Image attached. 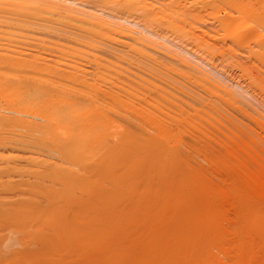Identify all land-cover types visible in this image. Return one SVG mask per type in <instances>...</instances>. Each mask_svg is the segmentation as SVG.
Listing matches in <instances>:
<instances>
[{"label": "bare ground", "instance_id": "6f19581e", "mask_svg": "<svg viewBox=\"0 0 264 264\" xmlns=\"http://www.w3.org/2000/svg\"><path fill=\"white\" fill-rule=\"evenodd\" d=\"M138 1L134 0V2H136V4ZM142 1H145V0H141L139 2L142 3ZM152 1L153 0H151V2ZM173 1H175V0H173ZM200 1H202V0H200ZM206 1L207 0H204V2H206ZM210 1L211 0H209L206 3H210ZM231 1H234V0H231ZM231 1H229V2H231ZM235 1L237 2V0H235ZM238 1L240 2V0H238ZM131 2H133V1H131ZM166 2L168 3L170 1L167 0ZM195 2H198V0ZM211 2H213V0ZM222 2L223 1L220 0V3H219L220 6H221ZM242 2H243V0H242ZM108 3H110V7H111L115 4L120 5L121 1L120 0L119 1L118 0H0V18H1L0 21L4 20V18H6L5 19L6 21H2V24L4 23L7 26L8 30L11 27L10 31L15 32L16 30L13 27V26H15V27H18V28H16V29H18V31H16V32H20L19 30L23 29L22 31L27 32V34L29 33L28 31L30 30V34H31L33 32L32 30H36V31H34V34L37 35L36 32H38V34H39L38 37L40 36V34H42V35L45 34V32H48L47 34L52 33L55 35L56 34L57 35H59V34L65 35L63 37L64 39L61 36H59V37L62 38L63 41L64 40L69 41V42H71V44H73V46H72L71 44L68 43L69 44L68 49H70V47L72 48L70 50L73 51V54H71V53L70 54H71V56L75 55V59L77 57H80V56L82 57L84 55V54H81L83 52L82 49H84V48L81 49L82 46L87 47V48L91 47L92 48V49L90 48L91 52H89L90 50H88L87 51L88 55H86V54L85 55L89 56V53L92 54V55L90 54L89 58L92 57L91 58L92 64L94 62L95 63L94 66L96 68V69L93 68V70L97 73L96 74L94 72V75H97L96 78L95 77L94 78H86L87 77L86 75H88V73H90L86 70L87 68L84 70L82 69V73H83L82 74V73L78 72L79 70H76L77 67L75 65H72V67H69L71 65L65 63L69 68H71L70 70H72V68H73V70L72 71L66 70L67 72H64L63 75L60 74V75H62V76H60L59 73H61V72L58 70L57 66L55 68L52 65L53 64V62H52V64L50 63V65H48V68L52 69V67H51V65H52L54 67L53 68L54 70L57 69L59 73L57 72V70H56V72L55 71H53V72L55 74L57 73L56 75L59 76L58 78H55L56 77L55 74H54L55 75L54 78H45L44 75H43L44 78L43 77L42 78H40V77L39 78H34V77L30 78V75L32 74V72L29 71L28 69H30V68L32 69V67H33V69L36 68V70H39V71L42 70V73L46 72V74H47L48 69H46V71H43V70H45V69H42L43 67H40V68L38 67L37 59L35 58L36 56L34 54H32V55H34L35 57L31 56L28 58L20 59L24 56V54H23L22 57H20V58L16 57V59H13L12 57H14V56H11L12 55L11 51H13V49L16 47L18 48L19 45H17L16 47L13 48V46L16 45V44H13V38L15 39V37L12 38L10 36H12V34L15 36L16 34H14V33L11 34V32H9L7 30L10 33V36L7 37L8 35L4 34V32L9 34L6 31V28L4 29V27H6V26L1 25V22H0V25H1L0 27L1 28L3 27V29L0 28V30L3 32V33L0 32V34L2 35V37L0 35V38H1L0 42L2 41V39H4L3 41L5 42V45H4L5 47H2L1 50L3 48H5V50L7 48L10 49L11 48L10 44H13L12 50L8 51V49H7L8 59L6 58V54H5L7 52L2 50L3 53L5 52L4 55L2 53V56L3 57L5 56L4 57L5 59L3 58L4 61L0 60V65H1L0 67H3V69H5V71H1V73H0V89H1L0 98H1V100H3L4 98L6 100V101H4V102H6V104L4 103L5 105L1 101L2 105L4 107L2 105L0 106V193L3 192V195L1 194V196H0V219L3 222L10 223V226L5 223L9 227L14 228L15 226L18 225L17 227H15L16 231H17V228L19 230L22 229V231L27 230L25 232L26 234L29 231H33L34 229L35 230L37 229L38 225L37 224H36L37 226L34 225L36 222L38 224H43L42 225L43 228L41 225H39V226L41 227V229H44L45 231L46 230L47 231L46 232L41 231V232H44V233H41L40 232L41 229L38 226V228L40 229V230H38V229L36 230V232H38V235H37V233L34 235L35 237L37 236L35 239L36 243L39 244L42 242L44 244H48L47 247L51 246V245L55 246L56 250H58V251L56 253V252H54L56 250H54L52 253H56V257L59 258L60 262H62V260H64L63 257L67 256V258H68V256H69V254H68L69 252L65 253L66 254L65 255L64 251L65 252H66V250L70 251V253H72V255L69 256L70 258L72 257L71 261L68 258L67 263L63 262L64 264H68V261H69V264L70 263H72V264H208L209 262L212 264V261H214V262L217 261L218 253H216V252L219 251V249H220V251H219V254H220L224 250V248L222 250V247H223L222 245H224L223 244L225 242L224 240H226V238H227L226 235L228 234V233L227 234L225 233L226 229L224 230V228H223V224L225 222L222 221L223 210H221L222 207L219 203V200L221 201L224 199V201H225V199H227V200L229 199L232 201L231 202L232 204H230V205H232V207L235 208L237 211V214H236L237 219H235V220H237V223L235 222L236 224L233 227L231 226L233 228V229L232 228L231 229H232V232L234 234V238L231 239L233 242V243L231 242V245L233 244L232 245V247H233L232 251H234L235 255L237 254V255H241L242 258L244 257L243 259L250 257V260H251V258L253 259L254 255L257 256L256 253H258V255H260V257H261V261H259L258 264H264V176L259 175L262 172L258 173L257 170H255V171L254 170L253 171L247 170V172H244V171H246V170H244L243 174L242 173L238 174L239 170H235V171H238V173L233 172V170H232V172H229L228 174H226V181L228 184L227 188L225 187V190L219 189V188H214L213 187L214 184L211 186V184H209L206 181V179H204L205 177L203 176V174H200L199 171L197 172V167L195 165L194 166L196 168L193 166H192L193 168H191V166H189L188 161H190V160L188 159V157H185L186 155L183 156L182 155L183 153L182 154L180 153V152H185V154H187L186 151L187 152L191 151V150L188 151L189 148L187 150V146H185V148H186V151H185V149L183 148L184 146L182 145V140H180V142H181L180 143L176 139L177 135L179 134L178 129H175L176 131L174 130L177 133V135H175L176 133H174V131L171 130L173 123L178 124V122H181V121H171V122H169L170 120H168V122L163 121L164 116L166 118L167 115H172V114H168V112H166L167 114L165 112H163V113H165V115L162 114L161 110H159L160 108L159 107L157 108L155 105V103L157 104L160 101L157 102L155 100L154 101L152 100L154 102L155 106L151 107V105H152L151 104L149 109H152V112L157 111L158 113H160L159 115L163 116V118L158 117L159 115L156 112L157 113L156 115H158V116H154V117H158V120H157L154 117H151V115H152V113H151L149 115V117L154 118V119H151L152 122L151 121H149V122L154 125L153 129H151L152 125H150V126L148 125V123H147L148 121L146 122V124L149 126V128L152 131L155 130L156 132H152L151 130L147 131L146 128L144 130V129H141V127H139L141 130H139V128L137 126L140 123H137L138 121L136 122V119L141 121L140 117L138 116V118H139L138 119L136 116V114L138 113V109H136V107L139 105H136V107L134 104L132 105L135 108V110L137 111V113L134 114L133 112H136V111L132 107V111L133 110L134 111L130 112V109H131L130 106L131 105H129V104H131L130 101L131 100L133 101V99H131L130 101H128V99H127V98H138V97L141 98L142 96H140V95H142V94L140 93V88L144 89L145 85H148V87L146 86L145 89H149V87H150L149 85H153L151 87H154L155 85H154L153 81H156V82L160 81V83L166 82L168 85H172V86H174L175 84L176 85L177 84L182 85L183 87L180 86V88H179L182 92V95L184 96V98L186 97V98H188V100H192V101H195V99L198 101V98H196L194 96H196L195 94L198 93L197 97H199V93L202 94V92H198L199 90L197 91L196 88H193L194 90L191 91L192 88L189 89L188 86L183 85L184 82L193 81L194 83H199L202 86H205V87L207 86V88L211 87L214 89V91H216V94L215 95L212 94V96L213 95L217 96V94H218V97H220L219 95L223 94V95L227 96V98L231 102H233V104H238L240 101H242V99H240V98H242V96H240L239 93H237L238 95H236L235 91L234 92L230 91V90H232V88H231L232 85H231V87L227 86V84L224 86L226 79H225V82H224V80H218L217 79L218 76H215V75H217L219 72H217V74H214V77H215L214 78L213 74H210L211 71H210V73H208L209 72L208 70L206 71V69H208V68H206L205 66H204V68L203 67L201 68V66H203V63H206V61L203 62V60H200V59H202V57L201 58L196 57V56H198V55H195L197 53V51H196V53H194L193 50L191 51V53L188 52L187 50L189 48H186L188 45L185 47L187 50L184 47L180 48V50H181L180 53L182 52L181 55L176 54L175 52H172V51H171L172 53L169 52V50H171L170 48H167L168 50L166 49L167 52H169V53H166V50H165V52H158L159 50L156 51V49H160L161 51H164L163 49H165L166 47L162 48L164 44L163 45L161 44L162 47L160 48L159 42H155L157 40L155 36L154 37L156 40H154L152 38H150V39H152V40H150L148 38L147 34L152 35L153 32L150 29H148L145 25L143 26L139 22H135L134 20L130 21L131 19L130 20L125 19V21H124L125 24L122 23L123 22V21L121 22L122 19L119 20V18L117 17V15H118L117 13H118V11H120L119 9L121 8L120 7L118 9L117 7H119V6L115 5V7H112L113 9L114 8L118 9V11H116L117 13L115 12L117 15L115 13H114L115 15L112 14L113 12H111V10H110V13H109V11H107L108 13H106L105 10L107 7L106 5ZM125 3L126 2H123V5ZM141 3H138V4H140V8L142 6H148L146 3L149 4L150 2L149 1L146 2L145 3L146 5H144V4L142 5ZM234 3H232L233 4L232 7L233 6L236 7ZM126 4H128V3H126ZM136 4H134V5H136ZM156 4H157V2H156ZM176 4H179V3H176ZM157 5H154V6H157ZM159 5H161V4H159ZM222 5H224V4H222ZM250 5H253V4H250ZM126 6L123 7L122 9L125 8L127 10V12H125V10H124V12L126 14L130 13L129 15H131L132 12H128L129 10H131V8L127 9ZM130 6H132V4ZM201 6H202V4H201ZM209 6H211V5H209ZM213 6H216L214 2H213ZM226 6H228V5H226ZM242 6H243V4H242ZM152 7H153V5H152ZM168 7H170V5ZM189 7H190V5H189ZM142 8H146V7H142ZM160 8H162V7H160ZM163 8H164V6H163ZM163 8L161 11H163ZM185 8H187V7H185ZM196 8H199V7H194V10ZM201 9L203 11V8H201ZM216 9L217 8H215V14H217V12L220 9H222V7L218 11H216ZM238 9H240V8L238 7ZM164 10H166V8ZM169 10H172V9H169ZM183 10L184 9H182V11ZM191 10H189L190 13H191ZM211 10L213 11L212 13H214V10L213 9H211ZM211 10L209 13H211ZM132 11L134 13V10H132ZM147 11H148V9H147ZM157 11H158V9H157ZM182 11H181V13H182ZM185 11H186V9H185ZM208 11H209V9H208ZM254 11L252 9H250V11H241L240 10L238 12L236 11L237 15H235L236 13L235 14L233 13L234 15L233 14L230 15L231 13L230 14L225 13V15H229L228 16L230 18L229 23H231V24L234 23L233 22L234 18L235 19L236 18H240V19L246 18L247 20L249 18H251V20H254V21H252L253 22L252 24L245 26L242 29V31H243V34H246V35H250L247 33H254L255 36L253 38H250V40L252 39L251 42H252V44H254V46L256 45V47L257 46L259 47V45L261 43L264 44V31H262V30H264V29H262V28H264V27H262L264 25H262V21H261L262 16L258 13V11H257V13ZM140 12L142 15L143 11L141 10ZM140 12L138 11L137 13L140 14ZM155 12H153V13H155ZM166 12H169V11H165L164 13H166ZM177 12H178V10H177ZM158 13H160V11H158ZM164 13H162L161 16L158 15L160 17V19H161V17H162V19H163V17H165V16H163V15H165ZM181 13H180V15H181ZM193 14H194V12H193ZM205 14H207V13H205ZM154 15H153V17H154ZM156 15H155V17H157V19H158V16H156ZM170 15H172V14L170 13ZM183 15H185V14H183ZM186 15H188V14H186ZM118 16H120V15H118ZM135 16H136V14H135ZM209 16L212 17V14ZM224 16H218L219 17L218 19L221 20L222 18H220V17H224ZM187 17L185 19H188ZM202 17H200V18H202ZM205 17L208 18L207 16H205ZM120 18H122V17L120 16ZM147 18H146V20H147ZM179 18H180V16H179ZM181 18H184V17H181ZM139 19H140V17H139ZM143 19H144V17H143ZM174 20H175V18H174ZM208 20H209V18H208ZM212 20L215 21V18ZM231 20H233V21L231 22ZM144 21H145V19H144ZM164 21H165V19H164ZM171 21H173V20H171ZM182 21H183V19H182ZM186 21L189 23L188 20H186ZM186 21H184V22H186ZM213 21H210V22L213 23ZM148 22H150V21H148ZM217 22H221V21L217 20ZM126 23L130 24L131 26L130 25L129 26L132 27V29L130 27H128ZM163 23H165V22H163ZM174 23H175V26L177 27V25H180L179 23H181V22L176 24L177 21L176 22L174 21ZM188 23H187V25H188ZM204 23H206V22H204ZM209 23H208V25H210ZM144 24H147V23H144ZM153 24H156V22L155 23L153 22ZM219 24L217 23V26ZM234 24H233V26L232 25L231 26L234 27V30L236 33L235 35H238V36H234L232 33V36H231V40H233L232 42L234 43V42H237L238 40H239L238 42L244 41L245 40L244 38L246 37V35L244 37L243 34H242L243 36H241L239 34L241 24L236 23L235 26H234ZM205 25H207V24H204V26ZM135 26L137 27V29L135 31H138V27H139L138 32H134L133 27L135 28ZM215 26L216 25H214V27ZM149 27H151V26H149ZM161 27L163 28V26H161ZM166 27H168V26H166ZM224 27L222 29H225ZM179 28L183 29L182 27H179ZM12 29H14V30H12ZM167 29H169V27ZM167 29L165 28V30H167ZM170 29L174 30L172 27H170ZM176 29L177 28H175V30ZM205 29H208V28L205 27ZM259 29H261L262 33L260 32ZM169 30H168V32H169ZM186 30L188 32V28ZM214 30H212V31H214ZM217 30L218 29H216L215 32H217ZM221 30H218V31H221ZM230 30H233V28L227 29L228 33L231 32ZM39 31L43 32V33H39ZM224 31H223V34H224ZM165 32H167V31H165ZM174 32H176V31H174ZM187 32H186V34H187ZM3 35H5V36H3ZM153 35H155V34H153ZM180 35H182V34H180ZM193 35H190V36H193ZM227 35L228 34H226V36ZM252 35L253 34H251V37H252ZM157 36H159V35H157ZM31 37H34V36H31ZM36 37H34V38H36ZM65 37H67V39H65ZM119 37H121V39H119ZM122 37L125 38V41H124V39H122ZM172 37H174V36H171V38L169 36L170 39H172ZM203 37L204 36H202L201 37L202 40L200 39V41L198 40V42H202L205 39V38L203 39ZM5 38H7V39L11 38L12 43L9 41L7 42V40ZM16 38L18 41L19 38L21 39V36L19 35V38H18V35H17ZM193 38H194V36H193ZM206 38H207V35H206ZM228 38H230V37H228ZM241 38H243L244 40L243 39L240 40ZM22 39H23V37H22ZM29 39H31V38H28V40ZM33 39H31V41ZM52 39H55V38H52ZM162 39H161V41H162ZM174 39L176 40V38H174ZM179 39H181V37ZM184 39H187V38L184 37ZM188 39L190 40L191 37H189ZM207 39H209V38H207ZM215 39H218V38H215ZM219 39H221V37ZM223 39H224V37H223ZM57 40H59V39L57 38ZM165 40H166V37H165ZM14 41H16V40H14ZM34 41H35V39H34ZM228 41L229 40L227 39V42ZM6 42L9 43L8 44L9 46H6V44H7ZM18 42H20V40ZM41 42H39V43H41V45H44V46L47 43L46 42L44 44L43 40ZM53 42L56 43V41H54V40H53ZM193 42H195V41H193ZM198 42H195L196 46L198 45L197 44ZM26 43H28V42H26ZM36 43L38 44V42H35V44ZM61 43H63V42L58 43V45L65 46L64 43L63 44H61ZM118 43H120V44L122 43L125 45L121 46L120 44L118 45ZM173 43H176V42L173 41ZM184 43H187V42H184ZM3 44L4 43L1 42L0 47ZM21 44L23 45L24 43H21ZM28 44H31V43H28ZM95 44H97V45H95ZM178 44L180 45V43H178ZM262 44L259 47L260 49H262V51L260 49H250L248 47L250 50L249 54H252V56H254L255 59H258L261 56V54L264 53V47H262ZM92 45H93V47H94V45L96 47L93 48ZM191 45H189V46H191ZM25 46H28V45H25ZM54 46L57 48L56 44H53V47ZM203 46H204V44H203ZM210 46H211V44H210ZM20 47L22 48V46H19V48ZM48 47H50V49L52 48L49 45V43H48ZM59 47H61V50H62V48H64V51L62 50V52L64 54H67V52L65 53V49H67V47L65 48L62 46H58V48ZM173 47L178 49V47H180V46H178V47L173 46ZM205 47H206V45H205ZM208 47H207V49H208ZM212 47H213V45H212ZM219 47H221V46H219ZM226 47H225V49H226ZM24 48H25V50L27 49L26 47H24ZM43 48L39 49V51L41 50L40 51L41 53H42ZM46 48H47V45L45 47V51L47 50ZM58 48L55 52L58 51ZM234 48H236V47L234 46ZM50 49H49V51H50ZM93 49L95 51H97V52H95V54L92 53ZM201 49H202V47H201ZM221 49H223V48H221ZM29 50H30V48H29ZM35 50L36 49H34L33 51H35ZM19 51H17V49H16L13 53L19 54ZM45 51H43L44 52L43 54H45V53L50 54L49 52H45ZM155 51L157 52L156 55H158V53H160V54L166 53V54L170 55V53H171V55H170L171 57L168 55L167 59L170 60V58H171L172 59L171 61H173V59H174V61H176V64H178L180 67H182V70H181V68L178 66L180 68V70L182 71L181 74L183 75L182 76L183 78H180V77L176 78L177 73L173 72V71L171 73H173V74L176 73V74H174L175 78L174 77L172 78V76L169 77V76H167L168 74L165 75V73L162 74L165 70L169 69V67L164 65V64H166V63H164L165 61L163 63H161L159 60H157L158 58H155L154 56H152L151 53H153V55H154ZM177 51H179V50H177ZM84 52H86V51H84ZM214 52H216V51H214ZM24 53L26 54L27 52H24ZM52 53H54V52H52ZM173 53H175V54H173ZM16 54H14V55L16 56ZM20 54L22 55L21 51H20ZM55 54H58V53H55ZM70 54H69V56H70ZM172 54L175 57H172ZM183 54H186L187 56L183 55ZM188 54H190L189 57H188ZM192 54H194L195 56ZM208 54L210 55V53H208ZM26 55L30 56L31 54L30 55L26 54ZM62 55L63 54H60L61 57L60 56H57V57L62 58ZM177 55H179V56H177ZM9 56H11V57H9ZM64 56H67V55H64ZM191 56L196 58V63L191 61V59H193V58H190ZM217 56H218V54H217ZM57 57H56V59H57ZM176 57H178V58H176ZM223 57H224V54H223ZM163 58H165V57L163 56ZM198 58L202 64L197 61ZM210 58H212V57H210ZM245 58H247V57H245ZM62 59H60V60H62ZM73 59H74V57H73ZM86 59H87V57H86ZM162 59H161V61H163ZM249 59H250V57H249ZM262 59H264V58H262ZM49 60H51V59H49ZM68 60H70V59H68ZM70 61H68V62H70ZM75 61L76 60H73V62H75ZM82 61H84V60H82ZM251 61H253V60H251ZM46 62H48V61H46ZM54 62L56 63V61H54ZM57 62H59V61L57 60ZM231 62H232V60H231ZM59 63H56V64L61 65ZM75 63L77 64L79 62H75ZM84 63H87V62L85 61ZM244 64H247V63H244ZM62 65H64V63H62ZM170 65L175 66V65H173L172 62ZM252 65H253V62H252ZM258 65H260V64L258 63ZM74 66H75V70H74ZM90 66H87V67L90 68ZM94 66H91V68ZM172 66H170V69L174 70L172 68ZM26 68H28L27 70L31 74L23 76V74H26V73H24L25 71L24 72H20V71H23V69H26ZM79 68L80 67H78V69ZM163 68L165 70H163V72L160 74V72L162 71L161 69H163ZM51 69L49 70L50 73L53 70V69L52 70ZM142 69H145V70L148 69V70H151L153 72L155 71L156 73H158V75L160 74V76L161 75H163V77L165 76V78H142V76H140V74L144 73V72H141ZM0 70H2V68H0ZM17 70H20V71H17ZM36 70H34V71H36ZM85 70L88 73L83 72ZM167 71H169V70H167ZM167 71H165V72H167ZM170 71L167 73H170ZM240 71H241V69H240ZM248 71H250V70H248ZM248 71H247V74H248ZM153 72H151V73L153 74ZM21 73H23V74H21ZM29 73H27V74H29ZM42 73L40 72L39 76ZM106 73L107 74L111 73V75H114L117 78H113L114 76H111V75L109 77H107L108 75ZM146 73L147 72L144 73L145 77H147V75H148V74L146 75ZM148 73L150 74V71ZM179 73H180V71H178V74ZM213 73H216V72L214 71ZM51 74H49V75H51ZM173 74H170V75H173ZM245 74H246V72H245ZM36 75H38V74H36ZM152 76H154V75H152ZM259 76H260V74H259ZM262 79H264V78H262ZM216 80H218L219 83H220V81H223V82L219 84L218 82H216ZM169 83H171V84H169ZM173 83H175V84H173ZM106 84H109V87L106 86ZM235 84H233V85H235ZM176 85L174 86L175 88H173L174 93H175ZM192 85H194V84H192ZM198 85L195 87L198 88L199 87ZM102 86H104V87H102ZM172 86H171L170 90H172ZM226 86L231 88V89L226 88ZM155 87H157V86H155ZM155 87L150 88L151 92H150V90L144 89L147 93L150 92L149 95L150 94L151 95L149 98H151V96H152L153 97L152 99H154L156 96H160L159 95L160 93L159 94L155 93V92H157L156 90L160 91V89H158V88L156 89ZM164 87L166 88V85L161 87V89L162 88L164 89ZM169 87L170 86H167V89ZM192 87H194V86H192ZM177 88H178V86H177ZM211 88H208V89H211ZM233 88H235V87H233ZM153 89H156L155 92L154 91L153 92L157 95H155L152 92ZM199 89H201V88H199ZM205 89L206 88H204V90ZM176 90H178V89H176ZM164 91L165 90L160 91L163 99L165 98L163 101H165V100L167 101L166 97H168V96H170L168 99L173 97V96H171V94H173V91H170L171 93L169 92L170 94H168V96H166L167 95L166 93L168 91L166 93ZM211 91L213 92V90H211ZM262 91H264V90H262ZM208 92H210V91L208 90ZM238 92H240V90ZM143 93H145V92L143 91ZM147 93H146V95L143 94L144 96H146V98H147V96H149V95H147ZM177 93H178V95H177ZM192 93L194 95H192ZM152 94H154L155 97ZM179 94H181V93L177 91L175 93L176 97L175 96L174 97L175 98H178L179 96L182 97ZM207 94H209V93H207ZM233 94L236 96H233ZM202 95H204V94H202ZM209 95L211 96V92ZM209 95H208V97H210ZM223 95H222V97H223ZM122 96H124L123 99H126L130 103L124 102L125 100L123 101L121 99ZM237 96H240V98H238V99H240V101L237 100ZM125 97H127V98H125ZM162 97L161 98L156 97V99L159 98V100H160V99H162ZM192 97H194V100L190 99ZM144 98L145 97H143V99ZM202 98L205 99L206 97L201 96V99ZM212 98H215V97H212ZM251 98H254V97L252 96ZM171 99H173V98H171ZM204 99H202V100H204ZM136 100L139 102L141 100L140 103H143V105L146 101L145 100L144 102H142L143 101L142 99H140V100L135 99V101ZM149 100H151V99H149ZM174 100H178V99H174ZM213 100L214 99H212V101H210V100L208 101V102H210V104L208 102H207L208 104L206 102L205 103L203 102V103H204V105H208V107H211L210 106L211 102L214 106H218L219 104L221 105L222 103H224L223 98L221 100L222 103L219 102L220 100L216 101L217 103H219L218 105L215 102V100L214 101ZM248 100H249V98H248ZM121 101H123L122 105L124 104L125 107L127 106V103H128L129 106H127V107L129 108V113L130 114L133 113V114H131L132 116L135 115L136 118H135L134 123L132 122L133 119L131 117H129V118L132 119L130 121V123L131 122H132V124L136 123V127H137L136 129L129 126L130 124H127V125L124 124V121L127 119V116L129 115V113L127 111L128 108H126L127 110L126 109L125 110L128 113V115H126V111H124L123 107L120 104ZM197 101H195V102L197 103ZM168 102L173 103L172 101L171 102L168 101ZM168 102H166V104H168ZM183 102L184 101H182V103ZM213 102H215L216 105ZM132 103H135V102L133 101ZM199 103H201V102L198 101V103H197L198 105L203 104V103H201V104H199ZM242 103H243L242 106L239 104L238 105H232V106H238L240 109L239 111H241L243 114H247L250 117L253 116V114L250 113V111H248L244 108V106H243L244 102L243 101H242ZM116 104L118 105L119 108H116L117 107ZM136 104H138V103H136ZM159 104L161 106V103H159ZM159 104H158V106H159ZM147 105H149V104L145 103L146 107H147ZM198 105H197V107H198ZM120 106L122 107V109L120 108ZM173 106H172L173 110H175L174 108H176V110H178L176 107V106H178V103L176 106L175 105H173ZM139 107H141V105ZM182 107H180V108L183 109L184 111H186L185 108H182ZM112 108H115L114 109L115 112L118 111V109H119V111H121V110L124 111L126 116H123L124 114H121L124 112H116V113H120L118 115H122V118L124 119L126 117V119L122 120L121 118L120 119L118 118L119 119L118 120L117 116L116 117L114 116V118H115L114 119L112 116V113L114 112V110ZM154 108H156L155 111H153ZM186 108H188V107H186ZM217 108H219V107H217ZM217 108L212 107V109H214L215 112H216ZM23 109H25V111L29 110L30 113L29 112H26L24 114H23V112L20 113L21 110H23ZM139 109H140V111H142V109H145V108L143 107V108H139ZM163 109H166V108H163ZM167 109H169V108H167ZM19 110H20V112H19ZM214 110H213V112H214ZM226 110L228 111L227 108H226ZM140 111H139L140 115L141 114L143 115V113ZM166 111H168V110H166ZM171 111H172V109H171ZM184 111H183V114H184ZM187 111H189V110H187ZM262 111H264V110H262ZM147 112H148V114L150 113L149 111H147ZM196 112H198V110H196ZM207 112H209V110ZM172 113L174 114L175 111H173ZM188 113L189 112H187V114ZM187 114H185V115H187ZM192 114H194V113H192ZM211 114H212V111H211ZM114 115H115V113H114ZM144 115H145V113H144ZM153 115H154V113H153ZM185 115H183V119L185 118L184 117ZM188 115L190 117V114H188ZM214 115H215V113H214ZM262 115H264V114H262ZM224 116H225V114L223 115V118L226 120H224V119L223 120L226 122L228 120V118H225ZM142 117H144V116H142ZM168 117L172 118L173 116H168ZM189 117L187 119H190ZM129 118L127 120H130ZM146 118H147V116H146ZM146 118H145V120H146ZM159 118H162V119L159 120ZM191 118H192V116H191ZM198 119H199V117H198ZM198 119H197V121H198ZM212 119H214V118H212ZM232 119L235 122H237V120H238V119L236 120V118L235 119L232 118ZM240 119H241V117H240ZM120 120L123 122H121ZM231 120L226 122V124L229 125V122H230V123H234V126H237V123L232 122L233 120L232 121ZM142 121H143V123L145 122L144 120H142ZM188 121L184 120V123L183 122L182 123L184 125H186V123H188ZM190 121H191V119H190ZM191 122H194V121H191ZM202 122H204V120ZM127 123H129V121ZM211 123H213V122H211ZM262 123H264V122H262ZM144 124L143 125L140 124V125L144 126ZM195 124H197V123H195ZM208 124L210 125V122ZM188 125H186V126H188ZM190 125H192V124H190ZM190 125H189V127H191L190 128L191 130H193L197 133H200V129L198 131L196 126H193L194 128L197 129V131H196ZM202 125L200 124L199 125L200 127L199 126L198 127L201 128ZM228 125H225V126L229 127ZM244 125L240 124L239 126L242 128H239V127H237V128L243 129V130H241V132H242V131H244V128H243ZM247 125H248V123H247ZM133 126L135 127V125H133ZM234 126H233V128H231V131L236 133V132H238L239 129H237V128L234 129ZM206 128L207 127H205V129ZM247 128H249V127H247ZM247 128H245V130ZM205 129L202 126V130H205ZM255 130H256V128H255ZM172 131H173L174 135L176 136L175 137L176 141L172 140V139H174V137H173L174 135L171 133ZM206 131H207V129H206ZM214 132H215V130H214ZM197 133H195V134H197ZM208 133H209V131H208ZM239 133L240 132H238L236 134H238L240 136L241 133L240 134ZM253 133L255 134V132H253ZM180 134H182V133H180ZM201 134H202V131H201ZM246 135H248V134H246ZM246 135L242 136L243 139H245L244 137ZM200 136L203 137V135H200ZM204 136H206V135L204 134ZM252 136H255V135H252ZM178 137L181 138L180 135H178ZM188 137H190V136H188ZM188 137H187V139H188ZM240 137H238V138H240ZM249 137H251V135ZM203 138H206V137H203ZM259 139H261V138H259ZM188 141L189 140H187L186 142H188ZM242 141L245 142L244 140H242ZM260 141H262V140H260ZM179 143L183 147H181ZM213 143H215L214 140H213ZM204 144H206V143H204ZM240 144L242 145L244 143H240ZM186 145H188V144H186ZM194 145H195V143L193 144V146ZM239 145H237V147L235 148L236 150H232L231 153L233 151H237V150L239 151L240 149L242 150V148L244 146H242V148H241V145L240 146ZM262 145H264V144H262ZM193 146H192V148H193ZM196 146L198 149L199 146L198 145H196ZM225 146L227 147V145H225ZM262 147H264V146H262ZM206 148H208V147H206ZM198 150L196 153H198ZM202 150H204V149H202ZM254 151H253V153H254ZM260 151H261V149H260ZM210 152H209V154H210ZM262 152H264V151H262ZM190 154H191V156L193 155V153H190ZM232 154H234V153H232ZM232 154H230V156H232ZM200 155L202 156L203 154H200ZM237 155H239V154H237ZM237 155H236V157H238ZM254 155L257 156V154H254ZM258 155H259V153H258ZM260 155H261V153H260ZM208 156H210V155H208ZM261 156H264V155H261ZM195 157L197 158V156L194 155L192 159H194ZM249 157L251 160L252 154L248 155L247 159H249ZM258 157L260 158V156H258ZM221 159L223 160V158H221ZM244 159H246V158H244ZM196 160L198 161L200 159H196ZM216 160H217V158H216ZM222 160H221V162L223 163V165L227 163V161H226L227 159L224 161H222ZM228 161L230 163V160H228ZM243 163H245V160ZM197 164H198V162H197ZM200 164H203V163H200ZM204 164H206V162ZM236 164H239V162L234 160V163L232 162V165H236ZM241 164L242 163H240V165ZM251 164H252V162H251ZM240 165H239V167H240ZM245 165H246V163H245ZM228 166H231V164ZM199 167L201 169V166H199ZM206 167H208V169H211V167L209 168V166H205V169H206ZM237 167H238V165H237ZM241 167L243 168V166H241ZM224 169L226 170L225 167H224ZM262 169H264V167H262ZM211 170H213V169H211ZM216 176H217V174H216ZM209 178H211V177H209ZM220 188H223V187H220ZM7 193H11L12 195L11 194L7 195ZM25 193H27V194H25ZM4 195H7L8 197H6V196L3 197ZM23 195H27V196H23ZM224 201H223V203H224ZM225 203H226V201H225ZM222 206H225V208L227 207L225 204ZM38 219L41 220L40 221L41 223L39 222ZM225 219H227V218H225ZM1 220H0V222H1ZM32 220H35V223H33ZM30 222H32L33 224H30ZM11 224H13L15 226L13 227V226H11ZM227 224H226V226H227ZM33 225L36 227L34 228ZM232 225H233V223H232ZM19 226H20V228H19ZM44 227H46V228H44ZM226 232H227V230H226ZM34 233H32L31 237L29 236L30 239H26V240L27 241L30 240L29 242L32 243L31 239H34V238H32V237H34L33 236ZM24 235H22V237ZM25 237H26V235H25ZM35 240H33V243H35ZM229 240H230V237L228 238V242H230ZM222 241H223V243H222ZM42 243L38 247L35 244V246H36V248H38V250H39L40 246L42 247V248L40 247L41 250L43 249L44 245L42 246ZM47 247H44V248H47ZM62 248H64V249H62ZM65 248H66V250H65ZM30 250H32V249H29V251ZM19 251H21V250H19ZM29 251H27V252H29ZM33 251H35L34 248H33ZM2 252H3V250L0 253L2 254ZM9 252H11L13 254V252L15 253L16 250L13 252L12 251H9ZM40 252L41 251L39 250L38 253L40 254ZM61 252L63 254H61ZM44 253L46 254V252L42 251L40 255H42ZM214 253H216L217 256L214 255ZM8 254H6V255H8ZM31 254L32 253L30 251V255ZM39 254H38L37 258L36 257H34V258H36L38 260H39V258H41L43 256H45L44 258H46L47 254L43 255V256H40ZM58 254H61V255H58ZM24 255H25V252H24ZM30 255H28V256H30ZM36 255L37 254H34V256H36ZM230 255H232V254H230ZM49 256H47V257H49ZM52 256L54 259L55 255L53 254ZM223 256H224V254H223ZM23 257L24 256H22L21 259H23ZM214 257L216 258L215 260H214ZM230 257H232V256H230ZM29 258H31V257H29ZM34 258L32 259V261H35ZM44 258H42V259H44ZM73 258H75V259H73ZM236 258H238V257H236ZM240 258L241 257H239V259ZM26 259H28V258H26ZM219 259L220 258H218V260ZM24 260L22 262H24ZM73 260H74V262H73ZM247 260L249 261V259H247ZM47 261L51 262V260H47ZM59 261H57V262H59ZM235 261L237 262L238 260H235ZM248 261H246V262H248ZM41 262H42V260H41ZM44 262H45V260L43 261V263ZM54 262H56V261L54 260ZM236 262H235V264H236ZM240 262H241V260H240ZM28 263H30V262H28ZM249 263H252V262H249ZM31 264H34V262H32ZM52 264H54V263H52ZM55 264H57V263H55Z\"/></svg>", "mask_w": 264, "mask_h": 264}, {"label": "rangeland", "instance_id": "374dc122", "mask_svg": "<svg viewBox=\"0 0 264 264\" xmlns=\"http://www.w3.org/2000/svg\"><path fill=\"white\" fill-rule=\"evenodd\" d=\"M119 1V0H118ZM121 1V4L120 5H116L115 3V5L116 6H119V7H117L120 11H118V9H113L112 7H115V5H113V6H111L110 7V3H108L106 6V13H108L107 11H109V13H110V10H111V12H113L112 14H114L116 11H118V15H120L122 18H120V16H118L116 13V15H117V17L119 18V20H121V22L122 23H124L125 24V19H128V20H130V21H135V22H139L140 24H142L143 26L145 25L148 29H150L152 32H153V34H155V35H148L147 34V36H148V38L150 39V38H152V39H154V40H156L155 42H159V46H160V48L162 47L161 46V44L163 45V47L162 48H164V47H166L165 49H163L164 51H161L160 49H156V51H158V52H165V50L167 49V48H170L171 50H169V52H175L176 54H179V55H181V53H180V48H185L187 45V47L186 48H189L187 51L188 52H190L191 53V51L193 50V52L194 53H196V51H197V53L195 54V55H198V56H196V57H199V58H201L202 57V59H200V60H203V62H205L206 61V63H203V66H201V68L203 67L204 68V66L206 67V68H208V69H206V71L208 70L209 72L208 73H210V71H211V73L210 74H213V77H214V74H217V72H219L217 75H215V76H218L217 77V79L218 80H224V82H225V79H226V82H225V84H224V86L227 84V86H230L231 87V85H232V90H230L231 92H234L235 91V93H236V95H238L237 93H239V95L240 96H242V98H240V96H237V100H239L240 101V99H242V101L244 102V108L246 109V110H248V111H250V113H252L253 114V116H249V115H247V114H243L241 111H239L240 109H239V107L238 106H232V105H241L242 106V101H240L238 104H233V102H231L228 98H227V96H225V95H223V94H221V95H219L220 97H218V94H217V96H214L215 94H216V91H214V89L213 88H211V87H208V88H211V89H208L207 88V86L205 87V86H202L201 84H199V83H194L193 81H187V82H184L183 83V85H185V86H188V88L189 89H191V91H193L194 89L193 88H196V90L198 91V92H202V94H204V95H202V94H200L199 93V97H197V94H195L196 96H194V97H196V98H198V101H200L201 103H207L209 100L210 101H212V99H214L215 100V102L216 101H219V102H221L222 103V98H223V101H224V103H222L221 105L219 104V103H217V105L218 106H214L213 104H212V102H211V107H208V105H204V103L203 104H201V103H199V104H201V105H198L197 103H198V101L195 99V101H197V103L195 102V101H192V100H188V98H184V96L182 95V92H181V90L179 89L180 88V86L181 87H183L182 85H179V84H175V83H173V84H175L176 85V89H178V90H176L175 89V93L178 91V92H180L181 94H179V95H181L182 97H178V98H175L176 97V95H175V93H174V89L173 88H175L174 86H172V85H168L166 82H162V83H160V81H153V83H154V85L155 86H157V87H155L156 89L158 88V89H160V91H162V90H165L164 92L166 93L167 91V95L166 96H168V94H170L171 92L170 91H173V94H171V96H173V97H171V98H173V99H168L170 96H168V97H166V99H167V101L166 102H168V101H172L173 103H169L168 102V104H166V102L165 101H163L164 99H163V97H162V94H161V92L160 91H158V90H156V89H153L152 90V92L154 91L155 92V90L157 91V92H155V93H157V94H159L160 96H156V97H162V99H160L159 100V98H157L156 99V97H155V95H157V94H155L154 92V94H152V95H154V99H152L153 97L151 96V98H149L150 97V95H149V93L151 92V89L150 88H154V87H151V86H153V85H149L150 87H149V89H145L146 88V86L148 87V85H145V90H150V92L149 93H147L143 88H140V93L142 94V95H140V96H142L141 98L140 97H138V98H127V97H125V98H127L128 99V101H130L131 99H133V101L135 102V103H132L133 101L131 100L130 102H131V104H129V105H131L130 106V112H133L134 110H135V108L132 106L133 104L135 105V107H136V105H141V107H139V106H137L136 107V109H138V113H139V111H140V109L139 108H145V109H142V111H140V112H142L143 113V115L142 116H144V117H142L141 115H140V113L138 114L137 113V111L136 112H133L134 114L135 113H137L136 114V116H137V118H138V116L140 117V119H141V121L140 120H137L136 119V122L137 123H140V124H144V126H141L140 124H138V128L139 127H141V129H144L145 130V128L147 129V131H150L151 129H153V124H151L149 121H151L152 122V120L151 119H157L158 120V117H162L163 118V116H161V115H159L160 113H158L157 111V113H158V115H156L157 113L156 112H152V109H149L150 108V105H151V107H154L155 105H156V107L158 108H160L159 110H161V112H162V114H164L165 115V113L166 112H168V114H172V115H167L166 116V118H165V116H164V119H163V121H167L168 122V120H170L169 122H171V121H181V122H178V124L176 123V124H174L173 123V126L171 127V130H175V129H178V132H179V134L178 135H180V137L181 138H179L178 137V135H177V133L174 131V133H176L175 135H177V140H178V142H180V140H182V145L184 146H182L180 143V146L181 147H183L184 149H185V151H186V148H185V146H187V150H188V148H189V150L188 151H190V152H187L186 151V153L187 154H185V152H180L183 156H185V157H188V159L190 160V161H188V164H189V166H191V168H193V167H197V172L199 171V173L200 174H203V176L205 177H203L204 179H206V181L209 183V184H211V186L213 185V187L214 188H219V189H224L225 190V187L227 188V186H228V184H227V181H226V174H228L229 172H232V170H233V172H237L238 173V171H235V170H239V173L238 174H240V173H244V172H247V170H250V171H255V170H257V172L259 173H261V174H259L260 176H264V169H262V167H264V156H261V155H264V152H262V151H264V147H262V146H264V145H262V144H264V123H262V122H264V115H262V114H264V111H262V110H264V91H262V90H264V79H262V78H264V59H262V58H264V53H262L261 54V56L258 58V59H255V57L254 56H252V54H249L250 53V50H249V48L250 49H260L259 47H260V45L262 44H260L259 45V47L257 48L256 47V45L254 46V44H252V39L250 40V38H253L254 36H255V34L254 33H247V34H250V35H246V34H243V31H242V29L245 27V26H247V25H249V24H252L253 22L252 21H254V20H251V18H249L248 20L246 19V18H244V19H240V18H234V21L233 20H231V22L233 21L235 24L236 23H240L241 25H240V30H239V34L241 35V36H243L244 35V37H245V35H246V37L243 39V38H241L240 40H244V41H241V42H232L233 40H231V36H232V33H233V35L234 36H238V35H235L236 33H235V30H234V27H232L233 26V24L234 23H229V15H225V13L226 14H230V15H232L233 13L235 14V15H237V12L238 11H250V9H252L254 12H256L257 13V11H258V13L262 16V25H264V0H243V2H242V0H240V2L237 0V2L234 0V1H231V0H222L223 2L221 3V6L219 5V3H220V0H213V2L215 3V5L217 6H213V2H211L210 1V3H206V2H208L209 0H207L206 2H204V0H202V1H200V0H198V2H195V1H197V0H175V1H171V0H168V1H170V2H166L167 0H153L152 2H151V0H145L146 2H150L149 4L148 3H146L145 1H142V3L141 2H139V1H141V0H135V1H138L137 2V4H136V2H134V0H120ZM126 2V3H128V4H124L123 5V2ZM131 1H133V2H131ZM164 1V2H163ZM229 1H231V2H229ZM254 1V2H253ZM132 4V6H130L131 4ZM156 2H157V4H156ZM159 2V3H158ZM218 2V3H217ZM235 2V3H234ZM138 3H141L142 5L144 4V5H148V6H142V7H146V8H140V4H138ZM146 3V4H145ZM155 3V4H154ZM163 3V4H162ZM176 3H179V4H176ZM195 3V4H194ZM228 3V4H227ZM232 3H234L235 4V6L236 7H232ZM260 3V4H259ZM134 4H136V5H134ZM159 4H161V5H159ZM200 6H199V5ZM201 4H202V6H201ZM205 4V5H204ZM222 4H224V5H222ZM228 5V6H226V5ZM230 4V5H229ZM239 6H238V5ZM242 4H243V6H242ZM250 4H253V5H250ZM127 5V6H126ZM129 5V6H128ZM152 5H153V7H152ZM154 5H157V6H154ZM164 6V8H163V6ZM170 5V7H168ZM173 7H172V6ZM181 5V6H180ZM183 5V6H182ZM189 5H190V7H189ZM199 7V8H196L195 10H194V7ZM197 5V6H196ZM204 5V6H203ZM209 5H211V6H209ZM126 6V8L128 9H130L131 8V10H129L128 12H132L131 13V15H129L130 13H125V12H127V10L124 8V9H122L123 7H125ZM162 7L163 8V11L165 12V11H169V12H166V13H164L163 11H161L162 10V8H160V7ZM220 6V7H219ZM240 8V9H238V7ZM148 7V8H147ZM150 7V8H149ZM159 7V8H158ZM179 7V8H178ZM185 7H187L189 10H191V13H190V11L187 9V8H185ZM192 7V8H191ZM203 8V11H202V9L201 8ZM219 7V8H218ZM222 7V9H220ZM256 7V8H255ZM113 10H112V9ZM140 12L141 10L143 11V13H142V15H141V12H140V14L139 13H137L138 11L136 10V9ZM152 8V9H151ZM166 8V10H164ZM206 8V9H205ZM215 8H217L216 9V11H218L219 9V11L217 12V14H215ZM231 8V9H230ZM236 8V9H235ZM250 8V9H249ZM255 8V9H254ZM262 8V9H261ZM108 9V10H107ZM146 9V10H145ZM147 9H148V11H147ZM157 9H158V11H160V13H158V11H157ZM169 9H172V10H169ZM182 9H184L183 11H182ZM185 9H186V11H185ZM199 9V10H198ZM205 9V10H204ZM208 9H209V11H208ZM211 9H213L214 10V13H212L213 11L211 10ZM226 9V10H225ZM259 9V10H258ZM124 10H125V12H124ZM132 10H134V13L136 14V16H135V14L133 13V11ZM151 10V11H150ZM177 10H178V12H177ZM207 10V11H206ZM210 10H211V13H209L210 12ZM234 10V11H233ZM122 11V12H121ZM158 13H156V12ZM171 11V12H170ZM173 11V12H172ZM181 11H182V13H181ZM188 11V12H187ZM198 11V12H197ZM206 11V12H205ZM224 11V12H223ZM230 11V12H229ZM233 11V12H232ZM237 11V12H236ZM124 12V13H123ZM149 14H148V13ZM153 12H155V13H153ZM184 12V13H183ZM193 12H194V14H193ZM196 12V13H195ZM207 13V14H205V13ZM229 12V13H228ZM122 15H121V14ZM162 13H164L165 15H163V16H165V17H163V19H162V17H161V19H160V17L159 16H161L162 15ZM170 13L172 14V15H170ZM175 13V14H174ZM180 13H181V15H180ZM204 13V14H203ZM114 14V15H115ZM156 16H158V19H157V17H155V15ZM174 14V15H173ZM179 14V15H178ZM183 14H188V15H183ZM190 14V15H189ZM197 14V15H196ZM212 14V17L211 16H209V15H211ZM215 14V15H214ZM233 14V15H234ZM127 17H126V16ZM140 15V16H139ZM153 15H154V17H153ZM170 15V16H169ZM177 15V16H176ZM224 16V17H220V18H222L221 20L220 19H218L219 17L218 16ZM135 16V17H134ZM172 16V17H171ZM179 16H180V18H179ZM188 16V17H187ZM203 16V17H202ZM205 16H207L208 18H209V20H208V18H206ZM227 16V17H226ZM107 17V16H106ZM139 17H140V19H139ZM143 17H144V19H145V21H144V19H143ZM148 17V18H147ZM153 17V18H152ZM170 17V18H169ZM175 18V20H174V18ZM178 17V18H177ZM181 17H184V18H181ZM188 18V19H185V18ZM200 17H202V18H200ZM206 19H205V18ZM217 17V18H216ZM134 18V19H133ZM142 18V19H141ZM146 18H147V20L148 21H150V22H148L147 20H146ZM151 18V19H150ZM200 18V19H199ZM215 18V21H213L212 19H214ZM248 18V17H247ZM1 19V18H0ZM6 18H4V20H2V21H6L5 20ZM107 19V18H106ZM124 19V20H123ZM164 19H165V21H164ZM173 20V21H171V20ZM182 19H183V21H182ZM190 19V20H189ZM202 19V20H201ZM211 19V20H210ZM161 20V21H160ZM186 20H188L189 21V23L186 21ZM217 20L218 21H221V22H217ZM251 20V21H250ZM2 21H0L1 22V25H3V26H6L4 23L2 24ZM155 23L156 22V24H153V22ZM158 21V22H157ZM165 22V23H163V22ZM174 21L176 22L177 21V23L176 24H178L179 22H181V23H179L180 25H177V27L175 26V23H174ZM184 21H186L187 23H188V25H187V23L186 22H184ZM210 21H213V23H211ZM242 21V22H241ZM249 21V22H248ZM120 22V21H119ZM120 22V23H121ZM152 22V23H151ZM173 22V23H172ZM204 22H206V23H204ZM210 22V23H209ZM244 22V23H243ZM144 23H147V24H144ZM170 23V24H169ZM208 23L210 24V25H208ZM217 23L219 24L218 26H217ZM261 23V22H260ZM127 24V26L128 27H130L131 25L130 24H128V23H126ZM139 24V25H140ZM186 26H185V25ZM204 24H207V25H205L204 26ZM232 26H231V25ZM235 24H234V26H235ZM0 25V26H1ZM130 25V26H129ZM155 25V26H154ZM165 25V26H164ZM212 25V26H211ZM214 25H216L215 27H214ZM244 25V26H243ZM149 26H151V27H149ZM160 26V27H159ZM161 26H163V28L161 27ZM166 26H168L169 27V29H170V27H172L174 30H172V29H167L168 27H166ZM209 26V27H208ZM226 29H222L223 27ZM242 26V27H241ZM14 28H15V30L16 31H18V29H16V28H18V27H15V26H13ZM154 27V28H153ZM179 27H182L183 29H180ZM205 27L206 28H208V29H205ZM211 27V28H210ZM213 27V28H212ZM262 27H264V26H262ZM1 28V27H0ZM6 28V31L8 30L7 29V26L6 27H4V29ZM9 28V27H8ZM11 28V27H10ZM9 28V32H11V34L12 33H14V34H16L15 36L12 34V36H10V33L9 34H7L6 32H4V34H6V35H8L7 37H15V39L13 38V44H16L15 46H13V44H10V49H8V51H10V50H12V46H13V48L14 47H16L17 45H19V46H22V48L20 47L19 48V46H18V48L16 47V48H14L13 49V51H11L10 53L12 54H10L11 56H14V57H12L13 59H16V57H18V58H20V57H22L23 56V54H24V56L22 57V58H20V59H23V58H28V57H31V56H34L36 59H37V63H38V67L40 68V67H43L42 69H45V70H43V71H46V69H48L47 70V74H46V72H44V73H42V70L41 71H39V70H36V68L35 69H33V67H32V69L30 70V69H28V68H26V69H23V71H20V70H17V71H20V72H24V73H26V74H23V73H21V74H23V76L24 75H30L31 73H29L28 72V70L29 71H31L32 72V74L30 75V78H42L43 77V75L45 76V78H54V76L57 74H55L53 71H55L56 72V70L57 69H53L54 67L56 68V66H57V68H58V70L61 72V73H59L58 72V70H57V72L59 73V75L60 74H62L63 75V73L64 72H67L66 70H70L71 68H69V67H72V65H75L77 68H76V70H79L78 72H80V73H82V69L84 70V69H86L88 72H90V73H88L86 70L85 71H83V72H85V73H88V75H86L87 77L86 78H96L97 77V75H94V70H93V68L94 69H96L95 68V63L93 62V64H92V61H91V58H89V56H90V54L91 53H89V56H86V55H88V50H90V48H87V47H84V46H82L81 47V49L82 48H84V49H82L83 50V52L81 53V54H84L83 56L85 57H77L76 59H75V55H72L71 56V54H73V51L72 50H70V49H72L71 47H70V49H68V47H69V44H71V42H69V41H63V37L65 36V35H55V34H52V33H49V34H47L48 32H45V34H40V36L38 37V32H36L37 33V35L36 34H34V31H36V30H32L33 32L30 34V30L28 31L29 33L27 34V32H23L22 30H19L20 32H13V31H10L11 29ZM131 29H132V27H130ZM157 30H156V29ZM159 28V29H158ZM165 28L167 29V30H165ZM175 28H177L176 30H175ZM188 28V32H187V29ZM205 30H204V29ZM233 28V30H230L231 32H229L228 33V31H227V29H232ZM1 29H3V27L1 28ZM133 29H134V32H138L139 31V27H138V31H135L136 29H137V27L135 26V28L133 27ZM161 29V30H160ZM164 29V30H163ZM180 29V30H179ZM203 29V30H202ZM215 29V30H214ZM216 29H218V30H221V31H218L217 30V32H215L216 31ZM262 29H264V28H262ZM12 30H14V29H12ZM156 30V31H155ZM168 30H169V32H168ZM179 32H178V31ZM208 30V31H207ZM212 30H214V31H212ZM226 32H225V31ZM260 30V32L262 33V31H264V30H262L261 31V29H259ZM4 31V30H3ZM22 31V32H21ZM27 31V30H26ZM161 31V32H160ZM164 33H163V32ZM165 31H167V32H165ZM174 31H176V32H174ZM185 31V32H184ZM191 33H190V32ZM206 31V32H205ZM223 31H224V34H223ZM0 32L1 33H3L1 30H0ZM173 32V33H172ZM186 32H187V34H186ZM214 32V33H213ZM39 33H43V32H40L39 31ZM158 33V34H157ZM211 33V34H210ZM217 35H216V34ZM228 34L227 36H226V34ZM177 34V35H176ZM180 34H182V35H180ZM194 34V35H193ZM213 34V35H212ZM243 34V35H242ZM251 34H253L252 35V37H251ZM1 35V34H0ZM18 35V38H19V35L21 36V39L19 38L18 39V41L20 40V42H18L17 41V38H16V36ZM25 37H24V36ZM30 35V36H29ZM49 35V36H48ZM51 35V36H50ZM157 35H159V36H157ZM168 35V36H167ZM190 35H193L194 36V38H193V36H190ZM196 35V36H195ZM198 35V36H197ZM206 35H207V38H209V39H207L206 38ZM211 35V36H210ZM3 36H5V35H3ZM31 36H34V37H36V38H34V37H31ZM47 38H46V37ZM57 36V37H56ZM59 36H61L62 38H60ZM156 37V39H155V37ZM169 36H170V38H171V36H174V37H172V39H170L169 38ZM200 36V37H199ZM202 36H204L203 37V41L202 42H198V40L200 41V39L202 40ZM219 36V37H218ZM233 36V37H234ZM1 37H2V35H1ZM22 37H23V39H22ZM31 38V39H35V41H34V39L31 41V39H29L28 40V38ZM45 37V38H44ZM51 39H50V38ZM154 37V38H153ZM159 37V38H158ZM161 37V38H160ZM165 37H166V40H165ZM181 37V39H179ZM184 37L185 38H187V39H184ZM189 37H191V39L189 40L188 38ZM221 37V39H219ZM223 37H224V39H223ZM227 37V38H226ZM228 37H230V38H228ZM26 38V39H25ZM52 38H55V39H52ZM57 38L59 39V40H57ZM163 38V39H162ZM174 38H176V40L174 39ZM215 38H218V39H215ZM1 39V38H0ZM6 40H7V42L9 41V42H11L12 43V40H11V38L10 39H7V38H5ZM39 39V40H38ZM44 41L43 43L45 44L46 42V44H45V46L44 45H41V41L42 40ZM65 39H67V37H65ZM119 39H121V37H119ZM122 39H124V41H125V38L124 37H122ZM152 39H150V40H152ZM159 39V40H158ZM161 39H162V41H161ZM170 39V40H169ZM183 39V40H182ZM214 39V40H213ZM227 39L229 40L228 42H227ZM4 39H2V41L1 42H3L4 44L3 45H1V47H0V60H3V58L5 57H3L2 56V50L3 51H6L7 53H5L6 54V58L8 59V51H7V49L5 50V48H3L2 50H1V48L2 47H5L4 45H5V42L3 41ZM5 40V41H6ZM11 40V41H10ZM14 40H16V41H14ZM28 40V41H27ZM53 40L54 41H56V43L55 42H53ZM61 40V41H60ZM153 40V41H154ZM182 42H181V41ZM189 40V41H188ZM206 40V41H205ZM216 40V41H215ZM250 40V41H249ZM25 41V42H24ZM31 41V42H30ZM53 43H52V42ZM59 41V42H58ZM170 41V42H169ZM173 41L174 42H176V43H173ZM187 42V43H184V42ZM193 41H195V42H198L197 44L199 45H195L196 43L195 42H193ZM0 42V43H1ZM6 42V43H7ZM15 42V43H14ZM26 42H28V43H31V44H28V43H26ZM34 42V43H33ZM35 42H38V44L36 43L35 44ZM39 42H41V43H39ZM60 42H63L64 44H65V46H63V45H58V43H60ZM168 42V43H167ZM219 42V43H218ZM222 42V43H221ZM226 42V43H225ZM230 42V43H229ZM251 42V43H250ZM18 43V44H17ZM21 43H24L23 45L21 44ZM33 43V44H32ZM48 43H49V45L53 48H51L50 49V47H48ZM63 43H61V44H63ZM67 43V44H66ZM69 43V44H68ZM178 43H180V45L178 44ZM184 43V44H183ZM201 43V44H200ZM207 43V44H206ZM211 44V46H210V44ZM224 43V44H223ZM239 43V44H238ZM9 43H7L6 44V46H9L8 45ZM35 44V45H34ZM40 44V45H39ZM53 44H56V46H57V48H58V46H62V47H67V49H65V53L67 52V54H64L63 52H62V50L64 51V48H62V50H61V47H59L58 48V51L57 52H55L56 50H57V48L54 46L53 47ZM120 43H118V45H119ZM149 44V43H148ZM176 44V45H175ZM183 44V45H182ZM192 44V45H191ZM203 44H204V46H203ZM209 44V45H208ZM218 44V45H217ZM227 44V45H226ZM234 44V45H233ZM25 45H28V46H25ZM34 45V46H33ZM46 45H47V50L45 51V47H46ZM72 46H73V44H71ZM95 45H97V44H95ZM94 45V47H96ZM121 46H124L125 44H120ZM189 45H191V46H189ZM201 45V46H200ZM205 45H206V47H205ZM212 45H213V47H212ZM250 45V46H249ZM255 47H253V46ZM38 48H36V47ZM172 46V47H171ZM173 46H176V47H178V46H180V47H178V49L177 48H175V47H173ZM182 46V47H181ZM209 46V47H208ZM216 46V47H215ZM219 46H221V47H219ZM223 46V47H222ZM227 46V47H226ZM231 48H230V47ZM234 46L236 47V48H234ZM24 47H26L27 49L25 50V48ZM33 49H32V48ZM35 47V48H34ZM44 47V48H43ZM92 47H93V45H92ZM93 47V48H94ZM199 47V48H198ZM201 47H202V49H201ZM204 47V48H203ZM207 47H208V49H207ZM225 47H226V49H225ZM245 47V48H244ZM249 47V48H248ZM253 47V48H252ZM262 47H264V44H262ZM29 48H30V50H29ZM43 48V50H42V53L39 51V49H42ZM50 49V51H49V49ZM159 48V47H158ZM198 48V49H197ZM221 48H223V49H221ZM233 48V49H232ZM248 48V49H247ZM17 49V51H21V53H22V55L20 54V51H19V54L17 53H13L15 50ZM32 49V50H31ZM34 49H36L35 51H33ZM92 49V48H91ZM201 49V50H200ZM29 50V51H28ZM61 52H60V51ZM69 52H68V51ZM168 50V49H167ZM167 50H166V53H169V52H167ZM174 50V51H173ZM177 50H179V51H177ZM229 50V51H228ZM233 50V51H232ZM237 50V51H236ZM246 50V51H245ZM249 50V51H248ZM261 51H262V49H260ZM23 51V52H22ZM32 51V52H31ZM43 51H45V52H49L50 54H48V53H45V54H43L44 52ZM72 51V52H71ZM84 51H86V52H84ZM155 51V54L153 55V53H151L152 54V56H154L155 58H158L157 60H159L161 63H163L164 61V63H168L167 65L166 64H164L165 66H168L169 67V69H167V70H171L170 71V73H167V72H169V71H167V70H165L164 68L163 69H161L162 71L160 72V74L163 72V70H165V71H167V72H163L162 74H164L165 73V75L166 74H168L167 76H169V77H171L172 76V78L175 76L174 74H178V71H180V73L177 75L176 74V78H183L182 76V67H180L178 64H176V61H174V59H173V61H171L172 59L170 58V60H168L167 59V56L169 55V54H166V53H162V54H160V53H158V55H156V52ZM214 51H216V52H214ZM243 51V52H242ZM24 52H27L26 54H31L30 56H28V55H26ZM52 52H54V53H52ZM89 52H91V50L89 51ZM95 52H97V51H95L94 49L92 50V53H94L95 54ZM171 52V53H172ZM202 52V53H201ZM224 52V53H223ZM4 53H3V55H4ZM55 53H58V54H55ZM71 53V54H70ZM171 53H170V55H171ZM175 53H173V54H175ZM199 53V54H198ZM208 53H210V55L208 54ZM233 53V54H232ZM14 54H16V56L14 55ZM32 54H34V55H32ZM42 54V55H41ZM60 54H63L62 55V58H59V57H57V56H60ZM69 54H70V56H69ZM86 54V55H85ZM160 54V55H159ZM172 54V57H175L174 55ZM206 54V55H205ZM208 54V55H207ZM217 54H218V56H217ZM223 54H224V57H223ZM19 55V56H18ZM44 55V56H43ZM56 55V56H55ZM64 55H67V56H64ZM92 55V54H91ZM156 55V56H155ZM169 55V56H170ZM179 55H177V56H179ZM183 55H186V54H183ZM192 55H194V54H192ZM194 55V56H195ZM212 55V56H211ZM226 55V56H225ZM228 55V56H227ZM11 56H9V57H11ZM46 56V57H45ZM162 56V57H161ZM163 56L166 58H163ZM187 56V55H186ZM190 56V54H188V57ZM209 56V57H208ZM44 57V58H43ZM56 57H57V59H56ZM61 57V56H60ZM73 57H74V59H73ZM86 57H87V59H86ZM171 57V56H170ZM210 57H212V58H210ZM230 57V58H229ZM245 57H247V58H245ZM249 57H250V59H249ZM254 57V58H253ZM262 57V58H261ZM51 59V60H49V59ZM66 58V59H65ZM80 60H79V59ZM84 58V59H83ZM163 58V59H162ZM169 58V57H168ZM176 58H178V57H176ZM180 58V57H179ZM190 58H193V59H191V61H193V62H195L196 63V58H194V57H190ZM199 58H198V62H200V60H199ZM5 59V58H4ZM6 59V60H7ZM30 59V58H29ZM55 59V60H54ZM60 59H62V60H60ZM68 59H70V60H68ZM86 59V60H85ZM90 59V60H89ZM161 59L163 60V61H161ZM211 59V60H210ZM261 59V60H260ZM57 60L60 62H57ZM73 60H76L75 62H79V63H75V62H73ZM78 60V61H77ZM82 60H84V61H82ZM215 60V61H214ZM225 60V61H224ZM227 60V61H226ZM231 60H232V62H231ZM234 60V61H233ZM251 60H253V61H251ZM256 60V61H255ZM260 60V61H259ZM4 61V60H3ZM46 61H48V62H46ZM54 61H56V63H59V64H61V65H57ZM68 61H70V62H68ZM81 61V62H80ZM87 62V63H84V62ZM89 61V62H88ZM91 61V62H90ZM236 61V62H235ZM249 61V62H248ZM52 62H53V64H52ZM83 62V63H82ZM171 62L173 63V65H175V66H172V65H170L171 64ZM175 62V63H174ZM209 62V63H208ZM252 62H253V65H252ZM255 62V63H254ZM50 63L54 66H52L51 65V67H52V71H51V73L53 74H51L50 72H49V68H48V65H50ZM62 63H64V65H62ZM70 64L71 66H67L66 64ZM201 63V62H200ZM199 63V64H200ZM215 63V64H214ZM225 63V64H224ZM244 63H247V64H244ZM258 63L260 64V65H258ZM56 64V65H55ZM79 64V65H78ZM83 64V65H82ZM88 64V65H87ZM194 64V63H193ZM198 64V63H197ZM202 64V63H201ZM208 66H207V65ZM241 64V65H240ZM85 65V66H84ZM94 66V67H92L91 68V66ZM233 65V66H232ZM245 65V66H244ZM252 65V66H251ZM1 66V65H0ZM75 66H74V70H75ZM87 66H90V68L89 67H87ZM170 66H172V68L174 69V70H172V69H170ZM181 68V70H180V68ZM216 68H215V67ZM238 66V67H237ZM256 66V67H255ZM261 66V67H260ZM63 67V68H62ZM65 67V68H64ZM78 67H80L79 69H78ZM177 67V68H176ZM246 67V68H245ZM261 69H260V68ZM0 68H2V70H0V73H1V71H5V69H3V67H0ZM38 68V69H39ZM69 68V69H68ZM222 68V69H221ZM28 69V70H27ZM91 69V70H90ZM230 69V70H229ZM240 69H241V71H240ZM245 69V70H244ZM27 70V71H26ZM34 70H36V71H34ZM72 70H73V68H72ZM72 70H70V71H72ZM176 70V71H175ZM205 70V69H204ZM248 70H250V71H248ZM258 70V71H257ZM38 71V72H37ZM63 71V72H62ZM150 71V74L148 73ZM176 72V73H171V72ZM205 71V72H206ZM216 72V73H213V72ZM247 71H248V74H247ZM15 72V71H14ZM37 72V73H36ZM42 73V74H40V76H39V73ZM141 72H147L146 73V75H147V77H145V75H144V73L143 74H140V76H142V78H165V76L163 77V75H161L160 76V74L158 75V73H156L155 71V73L153 72V71H151V70H145V69H142L141 70ZM140 72V73H141ZM151 72H153V74L151 73ZM242 72V73H241ZM245 72H246V74H245ZM251 72V73H250ZM257 72V73H256ZM18 73V72H17ZM27 73H29V74H27ZM84 73V74H85ZM93 73V74H92ZM96 73V72H95ZM138 73V72H137ZM229 73V74H228ZM244 73V74H243ZM19 74V73H18ZM35 74V75H34ZM36 74H38V75H36ZM49 74H51V75H49ZM55 74V75H54ZM83 74V73H82ZM92 74V75H91ZM97 74V73H96ZM107 74V73H106ZM154 75V76H152V75ZM170 74H173V75H170ZM243 74V75H242ZM257 74V75H256ZM259 74H260V76H259ZM34 75V76H33ZM62 75H60V76H62ZM108 76L107 77H109L110 75H111V73H108L107 74ZM139 75V74H138ZM254 75V76H253ZM256 75V76H255ZM51 76V77H50ZM85 76V75H84ZM111 76H114V75H111ZM144 76V77H143ZM150 76V77H149ZM157 76V77H156ZM178 76V77H177ZM212 76V75H211ZM240 76V77H239ZM246 76V77H245ZM29 77V76H28ZM59 76L58 75H56V77L55 78H58ZM230 77V78H229ZM255 77V78H254ZM44 78V77H43ZM111 78V77H110ZM113 78H117V77H113ZM123 78V77H122ZM167 78V77H166ZM175 78V77H174ZM215 78V77H214ZM213 78V79H214ZM222 78V79H221ZM224 78V79H223ZM251 78V79H250ZM232 79V80H231ZM257 79V80H256ZM259 79V80H258ZM218 80H216V82H218ZM229 81V82H228ZM259 81V82H258ZM156 82V83H155ZM223 81H220V83H222ZM241 82V83H240ZM219 83V82H218ZM219 83V84H220ZM236 83V84H235ZM260 83V84H259ZM169 84H171V83H169ZM192 84H194V85H192ZM199 84V85H198ZM233 84H235V85H233ZM251 84V85H250ZM253 84V85H252ZM144 85V84H143ZM160 85V86H159ZM166 85V88L164 87V89L162 88L161 89V87H163V86H165ZM199 86L198 88L197 87H195V86ZM222 85V84H221ZM243 85V86H242ZM106 86H108L109 87V84H106ZM159 86V87H158ZM167 86H170L168 89H167ZM171 86H172V90H170V88H171ZM177 86H178V88H177ZM192 86H194V87H192ZM202 86V87H201ZM226 86V88H228V89H231V88H229V87H227ZM240 86V87H239ZM102 87H104V86H102ZM144 87V86H143ZM233 87H235V88H233ZM255 87V88H254ZM199 88H201V89H199ZM204 88H206L205 90H204ZM238 88V89H237ZM241 88V89H240ZM143 89V90H142ZM167 89V90H166ZM182 89V88H181ZM204 90V91H203ZM207 90V91H206ZM208 90L211 92V96H212V94H214L212 97H215V98H212L209 94H210V92H208ZM211 90H213V92L211 91ZM240 90V92H238ZM242 90V91H241ZM0 91H1V89H0ZM142 91V92H141ZM143 91L145 92V93H143ZM196 91V92H197ZM246 91V92H245ZM170 92V93H169ZM195 92V91H194ZM193 92V93H194ZM215 92V93H214ZM246 94H245V93ZM146 93H147V95H149V96H147V98H146V96H144V95H146ZM192 93V95H194ZM207 93H209V94H207ZM241 93V94H240ZM243 93V94H242ZM144 94V95H143ZM206 94V95H205ZM177 95H178V93H177ZM208 95L210 96V97H208ZM222 95H223V97H222ZM236 95H234L233 94V96H236ZM249 95V96H248ZM175 96V97H174ZM201 96H205L206 98V100L204 99V98H202V99H204V100H202L201 99ZM247 96V97H246ZM254 97V98H251V97ZM123 97L124 96H122V100L124 101V102H128L126 99H123ZM143 97H145L144 99H143ZM194 97H192V98H190V99H193L194 100ZM258 97V98H257ZM151 99V100H149V99ZM184 98V99H183ZM200 98V99H199ZM220 98V99H219ZM236 98V97H235ZM238 98H240V99H238ZM248 98H249V100H248ZM261 98V99H260ZM135 99H142L143 101L142 102H144L145 100V103H148L149 105H147V107L145 106V103H144V105H143V103H140L141 102V100H140V102L139 101H135ZM174 99H178V100H174ZM181 99V100H180ZM246 99V100H245ZM148 100V101H147ZM155 100V101H157V102H159V103H161V106L163 107V108H166V109H163L161 106H160V104L159 103H155V105H154V102L153 101ZM213 100V101H214ZM3 102V104L5 103L6 104V102H4V101H6L5 100V98L3 99V100H1V98H0V106L2 105V102ZM123 101H121L120 102V104H121V106L123 107V109H124V111H126L127 109L126 108H128L127 106H129L128 105V103H130V102H128L127 103V106L125 107V105L123 106L122 105V103H123ZM162 101V102H161ZM180 101V102H179ZM182 101H184L183 103H182ZM259 101V102H258ZM164 102V103H163ZM178 103V106H176L177 105V103ZM189 104H188V103ZM195 102V103H194ZM215 102H213L215 105H216V103ZM136 103H138V104H136ZM187 103V104H186ZM193 103V104H192ZM209 104H210V102H208ZM207 103V104H208ZM261 103V104H260ZM4 104V105H5ZM126 104V103H125ZM158 104H159V106H158ZM180 104V105H179ZM185 106H184V105ZM257 104V105H256ZM173 105H175L176 107H177V109L178 110H176V108H174L175 110H173V108H172V106ZM197 105H198V107H197ZM3 106V105H2ZM114 106V105H113ZM112 106V107H113ZM117 106V107H116ZM116 108H119L118 107V105L116 104ZM120 106V108L122 109V107ZM149 106V107H148ZM182 107V108H185V110L187 111V110H189V111H187V112H189L188 114H190V117H189V115L187 114V112L186 111H184L183 109H181L180 107ZM205 106V107H204ZM226 106V107H225ZM4 107V106H3ZM132 107L134 108V110L132 111ZM171 107V108H170ZM174 107V106H173ZM181 109H179V108ZM186 107H188V108H186ZM201 107V108H200ZM207 107V108H206ZM212 107H219V108H217V110H216V112H215V108L214 109H212ZM238 107V108H237ZM162 108V109H161ZM167 108H169V109H167ZM197 108V109H196ZM226 108L228 109V111L226 110ZM113 110L115 109V108H112ZM126 109V110H125ZM171 109H172V111H171ZM117 110V109H116ZM145 110V111H144ZM149 111L150 113L148 114V112L147 111ZM156 110V108H154L153 109V111H155ZM163 110V111H162ZM165 110V111H164ZM166 110H168V111H166ZM170 110V111H169ZM193 110V111H192ZM195 110V111H194ZM196 110H198V112H196ZM205 110V111H204ZM209 110V112H207ZM213 110H214V112H213ZM232 110V111H231ZM124 111H119V109H118V111H116V112H124ZM128 113H129V108H128ZM127 111H126V115H128V113H127ZM144 111V112H143ZM173 111H175V113L173 114L172 112ZM183 111H184V114H183ZM211 111H212V114H211ZM238 111V112H237ZM19 112H20V110H19ZM23 112V114L24 113H26V112H29V110L27 111H25V109H23V110H21V112L20 113H22ZM115 112V110H114V112L112 113V116H113V118H114V116L116 117L117 116V119L119 118H121L122 120H125L126 119V117L123 119L122 118V115H118V114H120V113H116ZM163 112H165V113H163ZM171 112V113H170ZM186 112V113H185ZM258 112V113H257ZM260 112V113H259ZM30 113V112H29ZM114 113H115V115H114ZM133 113H131V114H133ZM144 113H145V115L147 116V118L149 117V115L152 113V115H153V113H154V115L152 116L151 115V117H154V116H158V117H154V118H146V116L144 115ZM192 113H194V114H192ZM196 113V114H195ZM204 113V114H203ZM214 113H215V115H214ZM234 113V114H233ZM237 113V114H236ZM117 114V115H116ZM121 114H124L123 116H126L125 115V112L124 113H121ZM130 113H129V115L127 116V119L129 118V117H131V118H129L130 120H125L124 121V124L125 125H127V124H130L129 126H131L132 128H134V129H136L137 127H136V123L135 124H132V122L134 123V121H135V115H131ZM167 114V113H166ZM185 114H187V115H185ZM192 114V115H191ZM225 114V118H228V120L226 121V122H228L229 120H231L232 118H236V120H237V122H235L233 119V121L232 122H235V123H237V126H234V123H230L229 122V125L228 124H226V122L224 121V120H226V119H224L223 118V115ZM229 114V115H228ZM183 115H185L184 117L186 118H184L183 119ZM196 115V116H195ZM203 115V116H202ZM228 115V116H227ZM244 115V116H243ZM260 117H259V116ZM119 116V117H118ZM168 116H173L172 118L170 117H168ZM191 116H192V118H191ZM241 117V119H240V117ZM134 117V118H133ZM142 117V118H141ZM190 118L191 119V121H194V122H191L190 121V119H187V118ZM198 117H199V119H198ZM231 119H230V118ZM245 117V118H244ZM144 118V119H143ZM145 118H146V120H145ZM162 118H159V120L160 119H162ZM169 118V119H168ZM195 118V119H194ZM208 118V119H207ZM212 118H214V119H212ZM261 118V119H260ZM115 119V118H114ZM118 119V120H119ZM139 119V118H138ZM167 119V120H166ZM197 119H198V121H197ZM207 119V120H206ZM224 119V120H223ZM243 119V120H242ZM245 119V120H244ZM132 120V122L130 123V121ZM142 120H144L145 122L143 123V121ZM184 120H189L188 121V123H186V125H190V124H192V125H190V126H196V128L198 129V131H199V129H200V133H197V132H195V131H193V130H191L190 128L191 127H189V125L188 126H186V125H184L183 123H184ZM204 120V122H202ZM210 120V121H209ZM259 120V121H258ZM262 120V121H261ZM121 121V120H120ZM129 121V123H127V122ZM148 121V122H147ZM197 121V122H196ZM224 121V122H223ZM121 122H123V121H121ZM142 122V123H141ZM146 122L148 123V125L150 126V125H152L151 127V129L149 128V126L146 124ZM183 122V123H182ZM210 122V125L208 124ZM211 122H213V123H211ZM245 122V123H244ZM259 122V123H258ZM150 123V124H149ZM195 123H197V124H195ZM203 126V128L205 129V127H207L206 129H207V131H206V129L205 130H202V126H201V128H199L200 126V124ZM207 123V124H206ZM241 125H244V131H242L241 132V130H243V129H239V128H242V127H240L239 125L240 124ZM247 123H248V125H247ZM123 124V123H122ZM216 124V125H215ZM133 125H135V127L133 126ZM225 125H228L229 127H227V126H225ZM199 126V127H198ZM233 126H234V129L235 128H237V127H239V128H237V129H239L238 130V132H240L239 134H240V136L238 135V134H236V133H238V132H236V133H234L233 131H231V128H233ZM143 127V128H142ZM178 127V128H177ZM187 127V128H186ZM247 127H249V128H247ZM196 128H194L193 127V129H195L196 131H197V129ZM245 128H247L246 130H245ZM251 128V129H250ZM255 128H256V130H255ZM140 128H139V130H141ZM155 129V128H154ZM209 129V130H208ZM250 129V130H249ZM180 130V131H179ZM211 130V131H210ZM214 130H215V132H214ZM233 130V129H232ZM252 130V131H251ZM254 130V131H253ZM152 131V130H151ZM173 131L171 132L173 135H174V133H173ZM201 131H202V134H201ZM204 131V132H203ZM206 131V132H205ZM208 131H209V133H208ZM257 131V132H256ZM152 132H156L155 130L154 131H152ZM249 132V133H248ZM252 132V133H251ZM253 132H255V134L253 133ZM180 133H182V134H180ZM195 133H197V134H195ZM251 133V134H250ZM204 134L206 135V136H204ZM211 134V135H210ZM219 134V135H218ZM232 134V135H231ZM246 134H248L249 136L251 135V137H249L248 135H246ZM260 134V135H259ZM173 136L174 137V139H172V140H174V141H176V139H175V137L176 136ZM200 135H203V137H206V138H203L202 136H200ZM244 135H246L244 138L245 139H243V137L242 136H244ZM252 135H255V136H252ZM188 136H190V137H188ZM208 136V137H207ZM223 138H222V137ZM236 136V137H235ZM185 137V138H184ZM187 137H188V139H187ZM199 137V138H198ZM202 137V138H201ZM213 137V138H212ZM217 137V138H216ZM238 137H240V138H238ZM179 138V139H178ZM209 138V139H208ZM247 138V139H246ZM259 138H261V139H259ZM189 140L188 142H186L187 140ZM220 139V140H219ZM224 139V140H223ZM237 139V140H236ZM255 139V140H254ZM207 142H206V141ZM213 140H214V142L215 143H213ZM242 140H244L245 142H243ZM248 142H247V141ZM260 140H262V141H260ZM211 142V143H210ZM184 143V144H183ZM195 143V145L193 146V144ZM204 143H206V144H204ZM240 143H244V144H240ZM247 145H246V144ZM186 144H188V145H186ZM191 146H190V145ZM241 145V148H242V146H244L243 148H242V150L240 149L239 151L237 150V151H233L232 153H234V154H232L231 153V151L232 150H236L235 148L237 147V145ZM196 145H198L199 147H198V149H197V146ZM218 145V146H217ZM220 145V146H219ZM225 145H227V147L225 146ZM239 145V146H240ZM252 145V146H251ZM189 146V147H188ZM192 146H193V148L196 150H194L193 148H192ZM208 147V148H206V147ZM250 146V147H249ZM210 147V148H209ZM220 147V148H219ZM260 147V148H259ZM262 147V148H261ZM224 148V149H223ZM201 149V150H200ZM202 149H204V150H202ZM222 149V150H221ZM231 149V150H230ZM260 149H261V151H260ZM182 150V149H181ZM194 150V151H193ZM197 150H198V153H196L197 152ZM255 150V151H254ZM183 151V150H182ZM193 151V152H192ZM211 151V152H210ZM253 151H254V153H253ZM196 154H195V153ZM207 154H206V153ZM209 152H210V154H209ZM236 152V153H235ZM249 152V153H248ZM257 152V153H256ZM190 153H193V155L191 156V154ZM258 153H259V155H258ZM260 153H261V155H260ZM200 154H203L202 156L200 155ZM230 154H232V156H230ZM237 154H239V155H237ZM250 155V154H252V157H251V160H250V157H249V159H247V156L248 155ZM254 154H257V156L256 155H254ZM190 155V156H189ZM197 156V158L196 159H200V160H196L195 158L194 159H192L193 158V156ZM208 155H210V156H208ZM229 155V156H228ZM234 155V156H233ZM236 155L238 156V157H236ZM225 156V157H224ZM258 156H260V158L258 157ZM190 157V158H189ZM229 159H228V158ZM203 158V159H202ZM209 158V159H208ZM216 158H217V160H216ZM221 158H223V160L221 159ZM227 160H226V159ZM244 158H246V159H244ZM256 158V159H255ZM213 159V160H212ZM241 159V160H240ZM193 162H192V161ZM210 160V161H209ZM212 160V161H211ZM221 160L222 161H224V160H226L227 161V163L226 164H224L223 165V163L221 162ZM228 160H230V163H229V161ZM234 160L235 161H237V162H239V164H236V165H232V162L234 163ZM244 160H245V163H246V165H245V163H243L244 162ZM247 160V161H246ZM254 160V161H253ZM200 161V162H199ZM215 161V162H214ZM217 161V162H216ZM221 163H219V162ZM242 161V162H241ZM197 162H198V164H197ZM206 162V164H204ZM251 162H252V164H251ZM200 163H203V164H200ZM214 163V164H213ZM229 163V164H228ZM240 163H242L241 165H240ZM260 163V164H259ZM230 165L231 164V166H228V165ZM195 165V166H194ZM220 165V166H219ZM237 165H238V167H237ZM239 165H240V167H239ZM193 166V167H192ZM199 166H201V169H200V167ZM205 166H209V168L211 167V169H213V170H211V169H208V167H206V169H205ZM241 166H243V168L241 167ZM248 166V167H247ZM260 166V167H259ZM195 167V168H196ZM221 167V168H220ZM224 167L226 168V170L224 169ZM230 167V168H229ZM194 168V169H195ZM217 168V169H216ZM236 168V169H235ZM242 168V169H241ZM203 169V170H202ZM262 169V170H261ZM196 170V169H195ZM211 170V171H210ZM242 170V171H241ZM244 170H246V171H244ZM213 171V172H212ZM244 171V172H243ZM206 172V173H205ZM219 172V173H218ZM214 173V174H213ZM213 174V175H212ZM216 174H217V176H216ZM219 174V175H218ZM208 177V178H207ZM209 177H211V178H209ZM223 179V180H222ZM225 180V181H224ZM214 181V182H213ZM224 181V182H223ZM222 183V184H221ZM220 187H223V188H220ZM1 194L3 195V192L2 193H0V196H1ZM8 194H11V193H7V195ZM25 194H27V193H25ZM7 195H4L3 197H8ZM12 195V194H11ZM23 196H27V195H23ZM22 196V197H23ZM223 201H224V199L223 200H219V203H220V205H221V210H223V212H222V221L223 222H225L224 224H223V228H224V230L226 229L227 230V232H226V230H225V233L227 234L226 235V240H224L225 242L223 243V241H222V243L224 244V245H222L221 247H222V250H223V248H224V250L219 254V251H220V249H219V251H215L216 253H218V256L216 255V253H214V255H216L218 258H220L219 260H218V258H217V261H212V264H235V260H238L237 262H236V264H258L259 263V261H261V257H260V255H258V253H256V255L257 256H255L254 255V257H253V259L251 258V260H250V257L249 258H246V259H243L242 258V256L241 255H235V253H234V251H232V249H233V247H232V245H231V242H232V240L231 239H233L234 238V234H233V232H232V227L237 223V220H235V219H237L236 218V214H237V211H236V209L235 208H233L232 207V205H230V204H232L231 202V200H227V199H225V201H226V203H225V201H224V203H223ZM226 205L227 207L225 208V206H222V205ZM224 207V208H223ZM232 207V208H231ZM228 212V213H227ZM230 212V213H229ZM227 218V219H225V218ZM230 219V220H229ZM1 220V219H0ZM39 220V219H38ZM37 220V221H38ZM33 221V223H35V220H32ZM41 220H39V222H40ZM43 222V221H42ZM236 222V223H235ZM2 223V224H1ZM8 224L9 226H10V223H8V222H3L2 220H1V222H0V252L3 250V252H2V254L0 253V264H31L32 262H34V264H52V263H59L60 261H59V258H57L56 257V253H57V251L58 250H56V248H55V246H53V245H51V246H48L47 247V245L48 244H44V243H42V246H43V249L41 250V248L39 247V250L42 252H46V254L44 253V254H42V255H40L41 254V252H40V254L38 253V248H36V246L38 247L41 243H36V237L34 236L36 233H37V235H38V232H36V230L38 229V230H40L41 229V227L39 226V225H43V224H38L37 222L34 224V225H38L39 227H40V229L38 228V226H37V229L34 231H29L27 234L25 233L26 231H22V229H18L17 228V231L15 230L16 228L15 227H17V226H15V225H13V224H11V226H15L14 228H12V227H9L8 225H6V224ZM32 222H30V224H33ZM41 223V222H40ZM228 223V224H227ZM231 223V224H230ZM232 223H233V225H232ZM226 224H227V226H226ZM33 225V226H34ZM45 225V224H44ZM225 225V226H224ZM36 226H34V228L36 227ZM232 226V227H231ZM47 227V226H46ZM46 227H44V228H46ZM228 229H227V228ZM19 228H20V226H19ZM42 228H43V226H42ZM232 228V229H231ZM10 229V230H9ZM24 229V228H23ZM28 229V228H27ZM30 229V228H29ZM41 231H44V232H46L44 229H41L40 230V232ZM35 232V233H34ZM44 232H41V233H44ZM26 235V237H25V235ZM31 235H30V234ZM32 233H34L33 234V236L34 237H32V238H34V239H31V241H32V243L31 242H29L30 240H26V239H30L29 238V236L31 237L32 236ZM232 233V234H231ZM29 234V235H28ZM22 235H24L23 237H22ZM42 235V234H41ZM230 235V236H229ZM233 235V236H232ZM40 236V235H39ZM28 237V238H27ZM230 237V242H228V238ZM33 240H35V243H33ZM7 242V243H6ZM233 243V242H232ZM28 244V245H27ZM35 244H36V246H35ZM230 244V245H229ZM46 245V246H45ZM50 245V244H49ZM228 245V246H227ZM29 246V247H28ZM53 246V247H52ZM44 247H47V248H44ZM53 249H51V248ZM27 248V249H26ZM33 248L35 249V251H33ZM18 249V250H17ZM29 249H32V250H30L31 251V255H30V251H29ZM62 249H64V248H62ZM230 249V250H229ZM16 250V252L14 253L13 251H15ZM19 250H21V251H19ZM24 250V251H23ZM54 250H56V251H54ZM65 250H66V248H65ZM69 250V249H68ZM228 250V251H227ZM8 251V252H7ZM9 251H12L13 252V254L11 253V252H9ZM18 251V252H17ZM27 251H29V252H27ZM33 251V252H32ZM56 252V253H52V252ZM60 251V250H59ZM63 251V250H62ZM232 251V252H231ZM21 252V253H20ZM24 252H25V255H24ZM69 252V253H68ZM226 252V253H225ZM230 252V253H229ZM9 253V254H8ZM59 253V252H58ZM65 253H68L69 254V256H71L72 255V253H70V251H67L66 250V252L64 251V254ZM6 254H8V255H6ZM34 254H37L36 256H34ZM38 254L40 255V256H43V255H46V258H44L45 256H43V257H41V258H39V260L38 259H36L37 258V256H38ZM55 255L54 256V259H53V256L52 255ZM61 254H63L62 252H61ZM61 254H58V255H61ZM223 254H224V256H223ZM230 254H232V255H230ZM20 255V256H19ZM24 256L23 257V259H21V257L22 256ZM28 255H30V256H28ZM50 255V256H49ZM57 255V256H58ZM66 255V254H65ZM213 255V256H214ZM226 255V256H225ZM33 256V257H32ZM47 256H49V257H47ZM68 256V258H69V260L71 261V258ZM220 256V257H219ZM230 256H232V257H230ZM234 256V257H233ZM29 257H31V258H29ZM34 257H36V258H34ZM59 257V256H58ZM236 257H238V258H236ZM239 257H241L240 259H239ZM256 257V258H255ZM16 258V259H15ZM18 258V259H17ZM26 258H28V259H26ZM35 259V261H32V259ZM42 258H44V259H42ZM52 258V259H51ZM67 256H65V257H63V259L64 260H62V262H60L59 264H64V263H67ZM223 258V259H222ZM25 259V260H24ZM58 259V260H57ZM73 259H75V258H73ZM216 258L214 257V260H215ZM247 259H249V261L247 260ZM260 259V260H259ZM24 260V262H22ZM28 260V261H27ZM30 260V261H29ZM41 260H42V262H41ZM45 260V262L43 263V261ZM47 260H51V262L50 261H47ZM54 260L56 261V262H54ZM213 260V259H212ZM226 262H225V261ZM240 260H241V262H240ZM248 261V262H246V261ZM32 261V262H31ZM57 261H59V262H57ZM211 261V260H210ZM243 261V262H242ZM28 262H30V263H28ZM64 262V263H63ZM73 262H74V260H73ZM239 262V263H238ZM249 262H252V263H249ZM68 264H69V261H68ZM70 264H72V263H70ZM208 264H211L210 262L208 263Z\"/></svg>", "mask_w": 264, "mask_h": 264}]
</instances>
